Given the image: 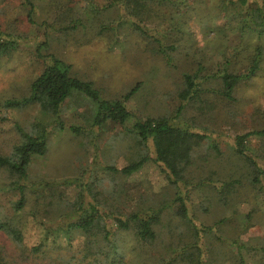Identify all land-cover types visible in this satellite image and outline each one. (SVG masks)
I'll return each mask as SVG.
<instances>
[{
    "label": "rangeland",
    "instance_id": "1",
    "mask_svg": "<svg viewBox=\"0 0 264 264\" xmlns=\"http://www.w3.org/2000/svg\"><path fill=\"white\" fill-rule=\"evenodd\" d=\"M109 1L39 0L28 21L22 0H0V28L22 38L19 49L0 60V101L4 96H26L30 83L44 68L45 56L53 54L70 66L73 76L91 82L103 99H119L140 84L127 104L134 120L166 117L192 132L205 134L202 130L206 129L214 134L193 148L176 185L168 183L152 161L129 176L113 173L106 168L124 166L142 155L155 158L152 143L139 144L111 121L82 134L70 132L71 126L88 129L92 120L91 105L72 98L62 108L63 128L50 129L47 152L31 161L25 183L31 187L65 179L78 183L72 182L70 188L55 185L29 190L23 211L16 212L19 195L9 191L7 173L0 172V219L19 216L23 245L30 249L42 234L33 214L46 222H54L59 215L55 206L44 212L46 204L41 199L36 202V193L53 194L61 208L74 207L79 185L91 184L88 196L96 198L102 212L110 215L108 223L140 209L158 213L153 242L138 243L130 232H120L125 243L118 253L125 254V264H196L200 258L199 264H264V173L259 184L252 183L253 167L234 151L236 136L264 131V69L238 85L230 101L218 94L219 80H209L201 88L210 91L184 105L179 97L183 74L197 71L198 63H203V76L229 70L223 52L231 57L239 43L224 20L215 16L218 0H189L194 9L182 7L185 19L180 21L164 8L159 15L150 12L152 17L148 15L143 22L148 31L162 41L164 49L174 47L163 52L134 30L123 9L109 8ZM73 20H80L81 25L65 30ZM43 42L46 47L40 46ZM180 105L184 108L175 116ZM36 115L34 107L5 115L0 112V153H9L18 138L14 123L26 126ZM45 120L52 122L51 118ZM211 141L219 154L210 149ZM245 146V154L264 171V136L252 134ZM176 193L184 198L186 219L176 214ZM55 242L58 246L45 248L42 256H35L38 260L29 262L0 231V252L9 256L7 264H54L60 257L69 264L92 261L81 259L79 239L70 241L69 252L63 235ZM100 242L103 253L108 254L105 243ZM106 261L112 262L109 255Z\"/></svg>",
    "mask_w": 264,
    "mask_h": 264
},
{
    "label": "trees",
    "instance_id": "2",
    "mask_svg": "<svg viewBox=\"0 0 264 264\" xmlns=\"http://www.w3.org/2000/svg\"><path fill=\"white\" fill-rule=\"evenodd\" d=\"M38 1L22 0L21 6L26 11L28 21H32ZM193 4H189V0H110L108 7L117 10L123 9L128 18L127 22L134 27V30H137L143 37L151 39L158 45V50L163 52L166 49L172 50L174 47L164 49L162 41L155 34L150 33L143 23L145 17L151 16L150 12L155 11L159 15L164 8L170 12L172 19L178 18L180 21L182 18L185 19L181 8L186 7L187 10L192 11ZM187 10H184L185 13ZM215 16L218 17L217 19L224 20V25L227 26L231 34L238 37L239 43L232 49L231 57L226 55V51L223 52L222 58L229 66V70L224 69L203 76L201 72L203 63H198L197 71L183 74L184 87L179 97L184 105L199 99L202 92L210 91L201 88L203 83L209 80H219L221 89L217 91L218 94L230 101L233 99L232 94L238 85L251 81L261 72L262 68L264 69V0H218ZM208 18L212 19L211 16ZM73 21L64 29L74 30L77 27L76 23L81 25L80 20ZM218 28L217 25L214 30ZM21 40L20 36L0 28V60L11 57L19 49ZM40 46L46 47L47 43L43 42ZM43 64L42 72L32 80L26 96L19 98L4 96V99L0 101L2 115L10 110L37 108V115L28 125L19 126L14 123L18 138L9 153H0V172L7 173L9 178L6 186L9 191H14L19 195V200L14 203L16 212L23 211L29 190L37 191L55 185L70 188L72 182L78 183L76 179L72 181L65 179L55 183L42 182L33 187L25 183L31 161L34 157L44 156L47 152L50 129L61 130L63 128V122L60 119L62 108L66 101L72 98L86 101L91 105L92 120L88 129L71 126L70 132L77 135L82 134L87 130L92 131L93 127H100L105 121H111L120 125L125 132L132 134L139 144L146 146L149 141L152 143L155 158L142 155L137 160L121 167L108 166L106 170L113 173L129 176L138 172L147 161H152L164 174L168 183L176 185L183 178L182 175L186 164L191 159L193 148L202 139L214 134L208 133L206 129L202 130L206 132L205 134L192 132L188 127L172 124L170 118L166 117L147 118L143 121L134 120L127 104L138 91L140 84H136L119 99L106 100L101 97L100 91L91 82L73 76L70 66L53 54L45 56ZM184 105L178 107L175 116L182 112ZM46 118H51L52 122L48 123ZM3 119H6L5 116ZM252 134L264 136V131L236 136L234 151L247 161L249 166L253 167V172H255L252 183L259 184L264 171L260 170L255 162L245 154L247 150L245 141ZM209 147L215 154L220 153L219 148L212 141ZM79 188L74 207L66 208H61L62 205L54 200L53 194L36 193V202H40L41 199V202L46 204L44 212L51 211L55 206V213L59 215L54 222H46L33 214L34 221L42 229V234L39 243L30 249L23 245L20 217L0 219V231L17 246L21 257L29 262L38 260L35 256H42L47 247L58 246L55 239L63 235L68 247L65 249L67 252L72 247L69 244L70 241L77 238L82 242V248L79 250L82 253L81 259L90 258L92 260L87 264H125V254L118 253L119 247L125 243L120 232H130L131 237L138 243H149L156 239L157 232L154 227L158 221V213L155 210L151 208L136 210L128 216L114 218L113 224H111L107 221L112 218L102 212L98 200L88 196L92 191V185L80 184ZM174 201L178 203L176 214L181 219H186L188 214L184 198L176 193ZM57 219H59L57 222L59 224H54ZM195 230H197L196 227ZM100 240L105 243L108 254L103 253ZM108 255L110 261L112 260L110 263L106 261ZM8 259L9 256L1 251L0 264H7ZM200 261L201 258L197 263L199 264ZM54 264L69 263L64 261V257H60Z\"/></svg>",
    "mask_w": 264,
    "mask_h": 264
}]
</instances>
